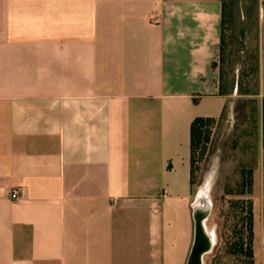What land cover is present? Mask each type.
Here are the masks:
<instances>
[{
  "label": "crops",
  "instance_id": "crops-1",
  "mask_svg": "<svg viewBox=\"0 0 264 264\" xmlns=\"http://www.w3.org/2000/svg\"><path fill=\"white\" fill-rule=\"evenodd\" d=\"M226 3V51L258 61L264 250V7ZM222 11V0H0V264L186 263L190 124L232 119L243 87L242 62L218 60Z\"/></svg>",
  "mask_w": 264,
  "mask_h": 264
},
{
  "label": "rangeland",
  "instance_id": "rangeland-1",
  "mask_svg": "<svg viewBox=\"0 0 264 264\" xmlns=\"http://www.w3.org/2000/svg\"><path fill=\"white\" fill-rule=\"evenodd\" d=\"M249 75V89H253L254 80ZM243 87H245L243 85ZM240 94L235 100L234 117L225 118L211 127L208 142L196 155L195 185L193 200L201 190L206 178L211 175V211L206 226L215 233V241L209 252L203 256V264H247L245 259L230 252V243L237 235L236 205L231 200L240 198L236 194L240 184L242 169L254 168L259 157L262 135L260 132V107L257 94ZM203 152V153H202ZM260 190L255 185L254 198V231L256 238L260 228ZM230 192V194L226 193ZM236 230V231H235ZM264 250L259 248L258 239L253 245L254 264H262Z\"/></svg>",
  "mask_w": 264,
  "mask_h": 264
},
{
  "label": "trees",
  "instance_id": "trees-1",
  "mask_svg": "<svg viewBox=\"0 0 264 264\" xmlns=\"http://www.w3.org/2000/svg\"><path fill=\"white\" fill-rule=\"evenodd\" d=\"M223 2L222 20H221V33L222 39L219 49V62L223 65L225 62L230 63V58L235 56L233 51H226L225 36L227 30L230 28V14L228 12V5L226 0ZM242 62L243 69L239 74V79L242 80L243 85L240 91H244V94H257L259 91V72L257 56L254 53L248 54L243 60L240 58L233 59ZM216 66V62L212 63V67ZM249 75H252L254 80L253 89H249ZM242 86V84H240ZM223 120V115L218 119L210 117H195L189 128V149H190V185L193 188L195 185V162L196 155L202 149L204 151L205 144L209 140L211 133V127ZM203 153V152H202ZM253 167L249 169H242L240 172L241 182L238 185L236 194L241 196L240 198L231 200L230 203L236 205V223L237 235L235 239L230 243V252L237 256H241L245 259L247 264H254L253 259V200L251 198L253 189ZM230 194V192H226ZM236 231V230H235ZM264 264V260H263Z\"/></svg>",
  "mask_w": 264,
  "mask_h": 264
},
{
  "label": "water",
  "instance_id": "water-1",
  "mask_svg": "<svg viewBox=\"0 0 264 264\" xmlns=\"http://www.w3.org/2000/svg\"><path fill=\"white\" fill-rule=\"evenodd\" d=\"M193 219V241L185 264H203V256L210 251L213 243L205 233L203 219L197 215Z\"/></svg>",
  "mask_w": 264,
  "mask_h": 264
},
{
  "label": "bare ground",
  "instance_id": "bare-ground-1",
  "mask_svg": "<svg viewBox=\"0 0 264 264\" xmlns=\"http://www.w3.org/2000/svg\"><path fill=\"white\" fill-rule=\"evenodd\" d=\"M206 183L211 185V175H209L206 178V180L203 183V185L206 184ZM201 193H202V187H201V190L195 196V200H194V204H193V210H194L193 217L197 215L198 217H201L203 219L202 220V225L204 227L205 233L208 235L210 241L212 243H214V241H215V233H214V231L211 228H208L206 226V221H207L208 215H209V213L211 211L212 203L210 205H208V202L203 198ZM197 205H203V207L197 206Z\"/></svg>",
  "mask_w": 264,
  "mask_h": 264
},
{
  "label": "clouds",
  "instance_id": "clouds-1",
  "mask_svg": "<svg viewBox=\"0 0 264 264\" xmlns=\"http://www.w3.org/2000/svg\"><path fill=\"white\" fill-rule=\"evenodd\" d=\"M211 187H212V185L207 184V183L202 185V193H201V195L208 202V205L211 204ZM197 206L203 207V205H197Z\"/></svg>",
  "mask_w": 264,
  "mask_h": 264
},
{
  "label": "built area",
  "instance_id": "built-area-1",
  "mask_svg": "<svg viewBox=\"0 0 264 264\" xmlns=\"http://www.w3.org/2000/svg\"><path fill=\"white\" fill-rule=\"evenodd\" d=\"M262 7H264V0H260ZM18 194V189H12L10 191L9 197L10 199H16Z\"/></svg>",
  "mask_w": 264,
  "mask_h": 264
}]
</instances>
